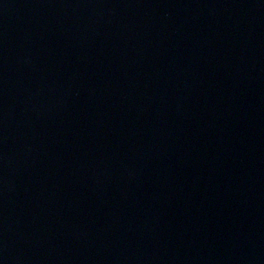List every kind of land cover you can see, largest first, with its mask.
Returning a JSON list of instances; mask_svg holds the SVG:
<instances>
[{
  "label": "water",
  "instance_id": "95a60500",
  "mask_svg": "<svg viewBox=\"0 0 264 264\" xmlns=\"http://www.w3.org/2000/svg\"><path fill=\"white\" fill-rule=\"evenodd\" d=\"M71 0H0V264L36 169Z\"/></svg>",
  "mask_w": 264,
  "mask_h": 264
}]
</instances>
